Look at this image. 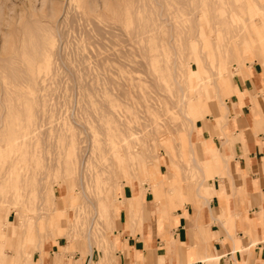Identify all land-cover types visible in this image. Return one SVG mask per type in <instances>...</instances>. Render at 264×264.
Instances as JSON below:
<instances>
[{"label": "rangeland", "instance_id": "rangeland-1", "mask_svg": "<svg viewBox=\"0 0 264 264\" xmlns=\"http://www.w3.org/2000/svg\"><path fill=\"white\" fill-rule=\"evenodd\" d=\"M262 48L264 0H0V264L60 243L118 264L123 190L135 222L141 194L184 202L215 174L194 131L226 136L217 118Z\"/></svg>", "mask_w": 264, "mask_h": 264}, {"label": "crops", "instance_id": "crops-1", "mask_svg": "<svg viewBox=\"0 0 264 264\" xmlns=\"http://www.w3.org/2000/svg\"><path fill=\"white\" fill-rule=\"evenodd\" d=\"M235 85L226 116L217 118L224 120L226 136H213L209 124L193 135L197 141H208L199 145L205 155L199 165L211 159L213 176L200 168L203 179L184 189V202L167 194L164 205L152 192L141 194L135 222L128 203L134 194L127 187L123 190L119 226L112 238L119 237L113 244L118 264H264V72L251 67V75ZM231 89L227 81L226 93ZM195 105L200 109L198 102ZM149 173L154 186L165 185L162 171ZM61 245H44L48 254L39 264H81V256L68 253L58 259Z\"/></svg>", "mask_w": 264, "mask_h": 264}, {"label": "bare ground", "instance_id": "bare-ground-1", "mask_svg": "<svg viewBox=\"0 0 264 264\" xmlns=\"http://www.w3.org/2000/svg\"><path fill=\"white\" fill-rule=\"evenodd\" d=\"M110 7H111V8H114L115 6H113L112 3H108L107 8H110ZM239 17H240V16H238V18H239ZM218 39H219V38H218ZM216 46H217V45H216ZM218 46H219V45H218ZM218 46H217V47H218ZM220 53H221V52H220ZM219 55H220V54H219ZM220 56L222 57V53H221ZM221 57H220V58H221ZM220 58H219V59H220ZM39 61H40V60H39ZM199 66H200V65H199ZM197 67H198V65H197ZM200 68H201V67H200ZM199 70L201 71V69H199ZM199 70H196L195 68H192V67H191V69L189 70V73H190L191 75L194 76L195 74H199ZM201 74H202V72H201ZM194 77H195V76H194ZM218 84L221 85L220 82H219ZM211 85H212V84H211ZM213 85H214V84H213ZM206 88H207V87H206ZM219 89H220V87H219ZM206 92H207V91H206ZM218 92H219V91H218ZM208 94H209V92H208ZM192 96H193V95H192ZM206 97H207V96H206ZM189 98H190V97H189ZM191 99H192V97L190 98V100H191ZM190 100L188 99V102H189ZM194 106H195L194 104L190 106V108H189V109H190V110H189L190 113H191V110L194 109ZM186 107H187V106H186ZM192 120H193V119H192ZM191 130H192V129H191ZM199 147H200V146H199ZM199 147H198V148H199ZM201 152H202V150H201V148H199V153L201 154ZM201 157H202V156H201ZM143 169L145 170V168H143ZM121 173H122V172H121ZM153 185H154V184H153ZM137 197H140V194L137 195ZM134 198H135V197H134ZM129 200H130V199H129ZM131 200H132V198H131ZM132 202H133V200H132ZM107 209H108V208H107ZM106 211H107V210H106ZM8 223H9V222H8ZM8 233H9V232H8ZM8 233H7V234H8ZM2 234H4V233H2ZM2 234H1V235H2ZM4 237H5V236H4ZM30 239H31V238H30ZM43 244H44V243H43ZM43 244H42V245H43ZM57 258L60 259L59 257H57Z\"/></svg>", "mask_w": 264, "mask_h": 264}]
</instances>
